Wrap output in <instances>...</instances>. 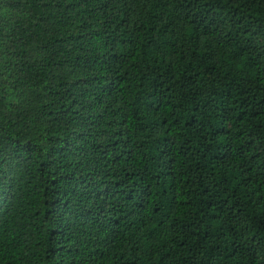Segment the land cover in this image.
<instances>
[{
    "label": "trees",
    "instance_id": "16d2710c",
    "mask_svg": "<svg viewBox=\"0 0 264 264\" xmlns=\"http://www.w3.org/2000/svg\"><path fill=\"white\" fill-rule=\"evenodd\" d=\"M0 264H264V0H0Z\"/></svg>",
    "mask_w": 264,
    "mask_h": 264
}]
</instances>
